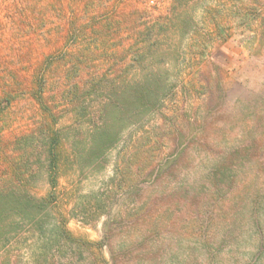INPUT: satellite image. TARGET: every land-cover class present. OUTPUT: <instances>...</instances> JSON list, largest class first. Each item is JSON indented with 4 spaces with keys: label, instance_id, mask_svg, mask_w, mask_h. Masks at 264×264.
I'll return each instance as SVG.
<instances>
[{
    "label": "rangeland",
    "instance_id": "rangeland-1",
    "mask_svg": "<svg viewBox=\"0 0 264 264\" xmlns=\"http://www.w3.org/2000/svg\"><path fill=\"white\" fill-rule=\"evenodd\" d=\"M43 69L50 113L32 94ZM121 70L126 77L122 83L144 80L165 90L154 112L141 123L126 125L102 167L81 169L72 150L77 130L67 127L68 107L54 87ZM71 72L76 74L69 81ZM5 93L10 101L3 100ZM2 106L0 119L9 121L0 135L2 145L29 135L44 117L58 119L62 153L55 191L66 228L94 242L111 232V244L129 249L127 260L117 264H135L131 257L140 234L152 225L158 237L148 236L144 247H157L154 264H177L182 246L212 234L208 225L200 226L197 218L203 213L214 227L239 219L235 225L249 240L241 249L253 253L258 247L250 212L264 215V0H0ZM90 129L86 122L81 126L82 133ZM126 150L129 165L117 171L115 161ZM216 167L228 170L222 191L213 177ZM124 169L131 188L100 216L83 219L71 210L78 201L97 206L96 200L110 190L111 178ZM34 188L41 195L49 184L39 177ZM132 192L138 197L136 207L117 218L119 205ZM230 247L222 246L221 264H234ZM108 248L103 250L106 260L111 258ZM20 255L16 264H34L26 250ZM93 257L76 256L74 261L87 264Z\"/></svg>",
    "mask_w": 264,
    "mask_h": 264
},
{
    "label": "trees",
    "instance_id": "trees-1",
    "mask_svg": "<svg viewBox=\"0 0 264 264\" xmlns=\"http://www.w3.org/2000/svg\"><path fill=\"white\" fill-rule=\"evenodd\" d=\"M75 74L76 72H71V79L69 73L66 77L71 81ZM123 75H125L123 70L112 76H109L108 72L96 73L90 78L85 77L82 83L72 81V83L60 84L59 89L57 86L54 87V92H57L59 98L64 99L68 107L65 116L66 118L69 116L70 121L67 127L77 130L72 134V138L75 136L72 150L74 162L81 169L83 166L102 167L106 153L120 142L126 125L141 123V118L149 112H154L156 102L160 99L159 94L165 90L152 88L149 81L144 80L135 84L122 83L121 81L126 82V77ZM58 77L61 78L59 75ZM153 80L155 82V79ZM46 82V72L43 69L36 75L35 89L32 94L42 111L50 113L52 109L48 104L51 95L45 98L46 92L43 89ZM3 100L10 101L7 93ZM0 112L3 113L4 108L0 109ZM0 120L1 135L9 121L6 118ZM85 122L91 126V129L82 133L81 126ZM58 124H60L58 119L53 118L50 121L44 117L37 123L35 132L28 131L29 135L13 139L7 145L5 143L2 145L0 137V264L18 263L21 259V250L28 252V258L34 264H75L76 256L86 259L91 253L94 257L87 264L123 262L129 257L127 256L129 249L126 250L123 244H114L115 246L111 244L114 239L111 232L105 234L106 240L94 242L73 236L66 228L67 219L61 212V201L57 198L55 191L62 153L59 145L61 127ZM139 135L132 136L133 143ZM21 143L23 146H20ZM9 145L10 147H7ZM128 165L126 150L118 154L115 169L122 170L120 168L123 166L127 168ZM125 172V169L119 171V176L115 173L117 178H111L110 190L108 189L104 199L96 200L97 206L94 208L85 206L78 201L71 210L82 213L85 216L83 219H86V216H100L102 210H107L121 192L127 193L131 188L130 181L124 177L128 175ZM227 172L226 168H214L213 177L216 178L218 190L222 191ZM39 177L45 178L49 184L48 190L41 195H37V191L33 190ZM210 187L209 185V189ZM203 192L204 189L201 193ZM137 199L136 193L134 195L133 192L131 197L126 196V200H123L126 203L122 202L119 205L115 216L119 218L126 212H128L127 215L131 214L129 212H133ZM191 203L195 205L197 200ZM130 204H133L132 209H125ZM254 205L255 201L252 200V207H250L252 210L256 208ZM200 212L197 210V213ZM250 215L256 227L254 233L256 232L259 236L255 252L247 253L241 249L249 240L244 237L245 231H239L238 226L235 225L239 219H234L235 224L223 222L222 227H214L215 223L209 220L207 222V217H204L203 213L197 219L201 227L207 229L206 225H208L212 234H207V238L195 240L191 245L182 246L184 254L181 258L179 257L177 264H188L189 257L191 264H221L219 254L223 245H233L227 249V252L236 257H233L234 264H264V244L262 245L263 242L260 240L264 234L261 230L264 215L257 217L252 212ZM51 216L54 217V221H51ZM242 219L243 217L240 218ZM147 232L149 235L145 232L140 234L138 249L131 257L135 264L157 262L154 255L157 247L155 245L144 247V244L150 235L157 238L158 231L152 225ZM106 246H109L111 257L109 260H106L103 255ZM124 257H126L125 260Z\"/></svg>",
    "mask_w": 264,
    "mask_h": 264
},
{
    "label": "built area",
    "instance_id": "built-area-1",
    "mask_svg": "<svg viewBox=\"0 0 264 264\" xmlns=\"http://www.w3.org/2000/svg\"><path fill=\"white\" fill-rule=\"evenodd\" d=\"M150 3H153V1H150Z\"/></svg>",
    "mask_w": 264,
    "mask_h": 264
}]
</instances>
